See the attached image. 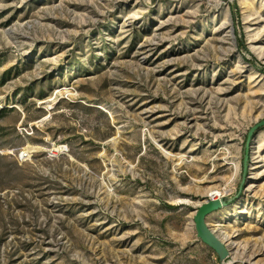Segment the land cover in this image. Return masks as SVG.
I'll return each mask as SVG.
<instances>
[{"label":"rangeland","instance_id":"obj_1","mask_svg":"<svg viewBox=\"0 0 264 264\" xmlns=\"http://www.w3.org/2000/svg\"><path fill=\"white\" fill-rule=\"evenodd\" d=\"M1 110L0 264H264V0H0Z\"/></svg>","mask_w":264,"mask_h":264},{"label":"water","instance_id":"obj_2","mask_svg":"<svg viewBox=\"0 0 264 264\" xmlns=\"http://www.w3.org/2000/svg\"><path fill=\"white\" fill-rule=\"evenodd\" d=\"M263 126L264 119L254 124L249 129V132L247 134V140L245 144L246 151L243 159V178L239 193L241 192L242 185L246 179V171L249 161V148L252 137ZM237 196L238 195L229 196L223 194V196H219L218 198H210L199 205L194 215V226L196 229L197 236L217 253L222 264H225L226 260L230 256V249L228 248L227 244L216 233V230H214L210 226L208 222V216L211 213L232 204Z\"/></svg>","mask_w":264,"mask_h":264},{"label":"bare ground","instance_id":"obj_3","mask_svg":"<svg viewBox=\"0 0 264 264\" xmlns=\"http://www.w3.org/2000/svg\"><path fill=\"white\" fill-rule=\"evenodd\" d=\"M33 150H35V149H33ZM167 153H168V151H167ZM169 153L171 154V152H169ZM239 169H240V165L239 164H236V174H237V172H238ZM228 190L229 189H227V188H225L223 190L222 189H219V188H213L209 192H210V194L215 195L218 198L219 196H222ZM220 236H221L220 238L223 241L229 240L228 239L229 238V233L227 231L222 232Z\"/></svg>","mask_w":264,"mask_h":264},{"label":"built area","instance_id":"obj_4","mask_svg":"<svg viewBox=\"0 0 264 264\" xmlns=\"http://www.w3.org/2000/svg\"><path fill=\"white\" fill-rule=\"evenodd\" d=\"M23 154H24V152H23V151H21V152H20V157H21V156H23ZM210 198H216V196H215V195H212V194H210Z\"/></svg>","mask_w":264,"mask_h":264},{"label":"trees","instance_id":"obj_5","mask_svg":"<svg viewBox=\"0 0 264 264\" xmlns=\"http://www.w3.org/2000/svg\"><path fill=\"white\" fill-rule=\"evenodd\" d=\"M3 111H5V110H1L0 112H3Z\"/></svg>","mask_w":264,"mask_h":264}]
</instances>
